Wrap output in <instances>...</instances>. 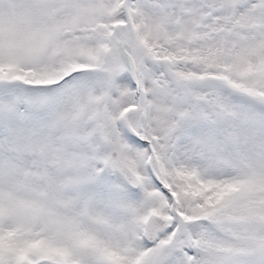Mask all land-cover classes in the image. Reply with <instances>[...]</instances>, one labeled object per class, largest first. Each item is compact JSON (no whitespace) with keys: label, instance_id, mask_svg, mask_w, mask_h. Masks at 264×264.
I'll return each instance as SVG.
<instances>
[{"label":"snow or ice","instance_id":"6c2138e0","mask_svg":"<svg viewBox=\"0 0 264 264\" xmlns=\"http://www.w3.org/2000/svg\"><path fill=\"white\" fill-rule=\"evenodd\" d=\"M0 264H264V0H0Z\"/></svg>","mask_w":264,"mask_h":264}]
</instances>
